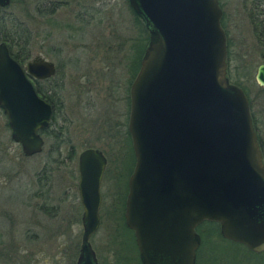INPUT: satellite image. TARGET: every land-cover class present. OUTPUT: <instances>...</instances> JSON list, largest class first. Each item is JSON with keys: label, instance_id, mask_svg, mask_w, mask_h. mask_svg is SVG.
Listing matches in <instances>:
<instances>
[{"label": "water", "instance_id": "obj_1", "mask_svg": "<svg viewBox=\"0 0 264 264\" xmlns=\"http://www.w3.org/2000/svg\"><path fill=\"white\" fill-rule=\"evenodd\" d=\"M127 2L147 31L129 86L135 161L123 206L140 264H194L200 243L195 227L202 220L217 222L223 238L263 251L264 162L248 100L226 76L218 1ZM255 77L264 85V63ZM0 106L22 153L37 152L42 141L36 129L47 123L48 105L3 43ZM104 163L93 148L77 157L82 230L74 264H97L89 237L99 225Z\"/></svg>", "mask_w": 264, "mask_h": 264}, {"label": "rangeland", "instance_id": "obj_2", "mask_svg": "<svg viewBox=\"0 0 264 264\" xmlns=\"http://www.w3.org/2000/svg\"><path fill=\"white\" fill-rule=\"evenodd\" d=\"M62 1L56 17L60 20L72 18L71 21L76 27L84 25V22L88 25L91 37L87 40L91 47L89 50L92 49L93 52L92 56L101 53L102 49L115 51L122 40L124 46H131L133 37L136 38L135 43H138L141 22L130 10L127 0ZM220 1L225 12V40L231 44L230 66H237L236 78L250 95L254 115L256 109L258 117L260 114L263 117L262 121H257L261 122L259 127L264 152V88L255 84L253 79L258 59L254 49V36L244 9L248 2ZM37 2L38 0H16L6 8V11H10L28 27L31 32L30 45L33 48L41 38L35 11ZM87 9L91 11L90 16ZM78 13H81L80 17ZM74 14L76 19H73ZM132 19L138 28L131 26ZM58 31H54L53 36L44 38V43L72 47L70 40L65 39L66 32L63 28L60 27ZM140 35H143L141 29ZM75 36L79 39L84 37L79 34ZM80 42L84 41L79 40L76 44ZM248 60H252L251 71L243 73V63ZM96 63L99 65V61ZM124 75L126 76L125 73ZM68 110L66 106L65 113L70 116ZM4 121L5 118L0 116V264H74L82 230L81 205L76 189V154L81 145L76 146L75 154L71 157L72 150L68 143L62 142L57 157L60 160L55 165L50 166L51 162H47L42 166L47 160L46 146L40 153L22 155L19 145L10 139L8 129L3 126ZM63 125L68 128L67 121L61 123L62 129ZM95 143L101 144L100 141ZM119 168V165L108 161L100 182L99 225L89 237L97 264H140L133 234L131 232V240L130 233L123 228L125 224L122 210L126 188L122 194V180L116 179L113 172ZM43 170L45 174H49V179L44 178L45 185L39 188L38 182ZM51 202L57 205L54 210L43 205ZM201 228L211 231L209 238L199 244L203 264H211L208 263L210 258H214L218 264H232L235 259L246 264H264V254L255 257L235 244L219 239L212 232V223L206 222ZM199 229L195 228L196 232Z\"/></svg>", "mask_w": 264, "mask_h": 264}, {"label": "flooded vegetation", "instance_id": "obj_3", "mask_svg": "<svg viewBox=\"0 0 264 264\" xmlns=\"http://www.w3.org/2000/svg\"><path fill=\"white\" fill-rule=\"evenodd\" d=\"M14 1L16 0H7L0 4V43L4 44L9 57L19 65L37 98L48 105L47 123L36 129V134L41 138L42 142L40 149L35 153H40L46 146L47 160L42 166L46 165L47 162H51L50 166L55 165L60 160L57 157L59 156L60 144L64 141L68 143L69 149L74 151H71V157L74 156L77 145H81L79 152L86 148L97 149L105 158L101 178L107 162L112 161L116 166L119 165L121 167L115 170L117 173L113 171L114 177L117 176L116 179L122 180V189L124 188L122 194L125 188L127 192V178L135 161L127 121L130 101L129 86L138 70L141 57L138 43H135L136 38L134 39L133 37L131 46L129 44L124 46L122 40L121 45L115 51L109 52L102 49L101 53L97 55L94 52L96 56H92L93 52L91 51L92 49L89 50L91 47L87 40L91 37L88 25L84 22V25L76 27L71 21L72 18L71 20L58 19L56 14L63 3L61 0H38L35 11L38 16L41 38L38 45L33 48L30 45L31 32L28 27L22 23V20L12 15L10 11H6V8ZM217 1L221 9L220 24L226 39L225 12L222 1ZM246 1L248 3L244 5V9L254 36V49L257 52L258 59L253 79L255 84L264 88V85L260 84L255 77L257 67L264 63V0ZM130 10L132 9L130 8ZM86 11H83V13L85 14ZM76 14H74L73 19H76ZM80 15L81 13H78V17ZM131 26L138 28L133 19ZM60 27L66 32L65 39L70 40L69 44L71 43L72 47H67V45L63 47L65 44L62 46L59 43H44V38L53 36ZM75 34L84 37L79 39ZM79 40L84 42L76 44ZM230 47L231 44L226 42V54H228L226 55L228 56L226 76L229 82L236 84L243 90L248 100L252 124L264 162L263 139L261 138V128L259 127L261 123L259 121H262L263 117L262 114L258 117L259 114L256 109L254 115V111L251 108L252 100L250 95L245 86L236 78L238 73L236 71L237 66H230V55L232 53ZM94 59L99 61V65L96 63L98 61L95 62ZM33 62H37L36 66L30 68L34 72L29 70L28 67ZM251 66L252 60L244 62L243 73H250ZM48 68L51 69V72L45 75L44 73H47L48 70L46 69ZM35 72L38 74H35ZM66 106H68L70 116L65 113ZM0 116L5 118L3 126L8 129L10 136L7 117L1 106ZM64 121H67L68 128L63 125L62 129L61 123ZM69 126H71V129ZM10 139L12 138L10 137ZM96 141H100L101 144L98 145L95 143ZM17 144L22 155H31L23 154L20 144ZM79 152L76 154V167ZM44 172L45 170L42 171L43 174H40L39 188L45 185L44 178L49 179V174ZM43 192L45 194V191ZM48 199L51 198L48 196ZM43 205L53 210L57 208V205L53 202ZM198 248L199 245L195 249L194 264H196Z\"/></svg>", "mask_w": 264, "mask_h": 264}, {"label": "trees", "instance_id": "obj_4", "mask_svg": "<svg viewBox=\"0 0 264 264\" xmlns=\"http://www.w3.org/2000/svg\"><path fill=\"white\" fill-rule=\"evenodd\" d=\"M136 15V14H135ZM136 17L138 18V20H140L141 24H140V29L141 31L143 32V35H140V29L139 30V38H138V47H139V55L141 56L142 54V51H143V48L145 47L146 45V42H147V31L143 25V22L142 20L136 15ZM206 222L208 223H212L214 225V229L212 230V232L215 233V235H217V237L219 239H222V240H226L230 243H233L235 244L236 246L240 247L241 249H243L244 251H246L247 254H250L252 256H255V257H261V255L264 254V251H260V252H254V251H251L250 249H248L246 246H244L243 244L241 243H238V242H235V241H232V240H229V239H226V238H223L222 236H220L219 232H218V225H217V222L215 221H212V220H202L200 223H198L196 225L195 228H200L199 231H197L200 235V239H201V243L200 245L202 244V242L205 240V239H208L209 236H210V230H203L201 228L202 225H204ZM123 228L125 230H127L129 233H130V238L132 240V234H131V230L126 226V225H123ZM235 258V256H233ZM213 258V257H212ZM119 263V261H117ZM207 263V261H206ZM208 263H211V264H218L214 258L213 259H209L208 260ZM120 264V263H119ZM196 264H203V261H202V256H201V253L199 251V248H198V251H197V254H196ZM232 264H246V263H243L241 261H237V259H235V261L232 263Z\"/></svg>", "mask_w": 264, "mask_h": 264}]
</instances>
